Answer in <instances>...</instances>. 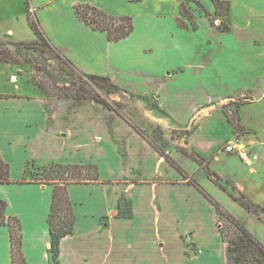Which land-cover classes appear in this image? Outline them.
Listing matches in <instances>:
<instances>
[{
    "label": "crops",
    "instance_id": "1",
    "mask_svg": "<svg viewBox=\"0 0 264 264\" xmlns=\"http://www.w3.org/2000/svg\"><path fill=\"white\" fill-rule=\"evenodd\" d=\"M222 1L230 3L227 17L216 14L213 0L190 1L197 28L182 18L184 0H19L22 9L15 1L0 19V36L25 40L21 34L29 31L33 39L31 13L79 71L107 78L149 105L153 116L185 131L179 143L158 150L132 126L139 122L133 113L124 118L91 99L23 90L11 73L14 88L0 86L5 97L0 98V152L12 182L0 184V201L7 204L6 215L21 222L28 264L51 262L53 200L52 185L23 182L29 164L99 168L100 182L68 186L76 223L74 233L60 242V264H234L214 202L264 245L255 230H264V216L242 207L210 177L215 173L229 181L264 208V0ZM76 5L132 17L134 31L110 42L106 32L78 18ZM179 19L188 27H180ZM222 22L231 29L222 30ZM244 97L239 112L246 134L238 136L223 104ZM139 124L145 134L152 132V124ZM120 136L126 139L122 146L116 143ZM234 139L258 155L253 167L223 151ZM190 161L191 168L184 164ZM123 201L129 216L120 212ZM197 210L210 213V233L196 224H201ZM0 264H12L10 231L1 223Z\"/></svg>",
    "mask_w": 264,
    "mask_h": 264
},
{
    "label": "trees",
    "instance_id": "2",
    "mask_svg": "<svg viewBox=\"0 0 264 264\" xmlns=\"http://www.w3.org/2000/svg\"><path fill=\"white\" fill-rule=\"evenodd\" d=\"M213 1L216 7V14L218 16H229V2L222 0ZM188 5H190V3H186L185 1L182 3V18H189L192 22V27L197 28V24L192 20V13ZM75 12L80 20L92 27L94 30L106 32L110 42H119L129 37L135 28L132 17L112 16L107 14L103 10L91 5H76ZM204 12L207 13L206 11ZM29 22L36 36H38L39 38H44L45 35L43 31L40 29L36 20L31 17V13H29ZM178 23L182 28L188 27L183 19H179ZM220 28L224 31H229L231 29L230 25L227 22H222ZM67 63L78 72L77 75H79L78 77L83 85L88 86V82L90 80L92 81V83L100 86L97 82L101 81L104 83V85L101 87L108 88L107 92L123 93L131 98H134L132 94H129L127 91L114 85L107 78L85 74L79 71L69 60H67ZM0 98L5 97L0 96ZM60 98H90L91 100L103 104L105 108L113 110L121 117L125 118L124 114L119 108H114L106 101L99 98L97 99L94 97H86L85 95L80 94H74L71 96L66 94L64 95V97ZM241 105L236 106L237 108L236 111L233 112V115H231L230 112H226V116L233 126L236 134L239 131L245 130V127L241 123V116L239 112V108ZM223 109L225 110L226 107H223ZM132 126L146 139H148L146 134L143 133L138 127H136L134 124H132ZM154 147L159 150L158 146L154 145ZM162 155L164 158L168 159L173 166L177 167V165L173 161H171L168 155L163 152ZM196 159L198 162H201L203 160L201 157H197ZM29 168L30 164L27 166L26 177L24 178L23 182H27L28 180L27 176L29 173ZM210 177L242 207L251 210L257 216L264 215V208H261L260 206L248 201L246 196L242 192H240L236 186L229 183V181L223 180L215 173H210ZM29 180L38 184H47L53 186L52 208L48 219L51 232L50 264H60V242L63 238L74 233L76 223V216L73 210V205L68 194V186L74 183L80 184L100 182L99 168L94 164L56 163L49 166L36 167L35 173L32 174V179ZM11 182L12 180L10 178V165L3 159L0 152V184H9ZM226 186L231 187L232 190L228 189V187ZM214 205L217 209L220 219L227 220L232 224L234 228L232 230V234L226 231L224 226L220 229L222 239L229 244L230 259L234 262V264H264V245L246 228V226L242 222L225 211L219 203L214 202ZM6 207V202L0 201V223L8 226L10 231L12 264H28L23 252L21 222L17 218L8 217L6 215ZM120 212L124 216H129V205L126 211H122L120 205Z\"/></svg>",
    "mask_w": 264,
    "mask_h": 264
},
{
    "label": "rangeland",
    "instance_id": "3",
    "mask_svg": "<svg viewBox=\"0 0 264 264\" xmlns=\"http://www.w3.org/2000/svg\"><path fill=\"white\" fill-rule=\"evenodd\" d=\"M15 1L19 3L16 8L19 10L22 9L19 0H6L0 4V19L4 15H7L10 11L9 9L14 6ZM184 1L190 3V0ZM31 17H33L32 14ZM26 32L23 31L21 34L22 37L28 38L25 40H17L8 35L0 36V86L4 90H11L14 88L9 82V77L12 73V75L19 77V85L23 90L28 88L32 90V88L36 87L41 89L44 94L54 98L64 97L66 94L70 96L74 94L85 95L86 97L102 99L114 108H119L124 116L129 117L128 112H131V114L133 113L139 120L137 123L138 128L140 126L139 123H141V125H153L152 132L146 134V136L164 151L173 147L175 143H179L180 138H184L183 134L185 131H178L174 129L166 119L153 116L149 113L150 106L144 105L139 99L134 100L123 93H109L107 92L108 88L101 87L104 85L101 81L97 82L100 86L92 83L90 80L88 86L83 85L78 77L79 75H77L78 72L67 63L66 57L51 44L46 36L44 38H39L34 33V38L29 39L31 34L29 31ZM245 102V97L225 101L223 107H226V109L223 110L225 114L226 112H230V114L233 115V112L236 111V106L244 104ZM201 113L204 114L205 111L200 112V114ZM193 122L190 124L189 128L195 125ZM141 131L147 133L146 131ZM244 134H246V129L237 132L238 136H243ZM123 138L121 136L117 137V145L122 146L125 143L126 139ZM129 140L130 137L128 136V141ZM202 162H205V160L203 159L200 163L202 164ZM184 164L188 165L190 168L193 167L192 161L185 162ZM35 171L36 167L30 165L27 179H32V174L35 173ZM127 209V202L123 201L121 210L126 211ZM196 212L198 221L201 223L198 224L196 222V224L203 231L206 228L204 233H210L213 229L212 223L210 222L212 219L210 213L206 210H197ZM262 216L264 215L259 216V218L262 219ZM219 222L222 227H225L226 231L232 234L234 228L230 222L225 219H220V217ZM255 230H257L256 232H258L260 236H264V230H262L261 226L255 228Z\"/></svg>",
    "mask_w": 264,
    "mask_h": 264
},
{
    "label": "built area",
    "instance_id": "4",
    "mask_svg": "<svg viewBox=\"0 0 264 264\" xmlns=\"http://www.w3.org/2000/svg\"><path fill=\"white\" fill-rule=\"evenodd\" d=\"M223 151L230 154H238L246 167H253L255 162L258 161V155L251 150L244 147L240 139H234L226 143Z\"/></svg>",
    "mask_w": 264,
    "mask_h": 264
}]
</instances>
